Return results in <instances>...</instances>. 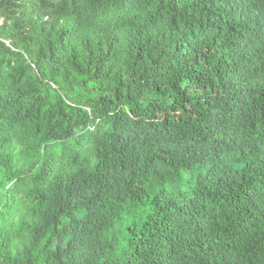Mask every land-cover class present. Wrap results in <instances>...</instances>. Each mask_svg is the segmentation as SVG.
I'll use <instances>...</instances> for the list:
<instances>
[{"label": "trees", "instance_id": "trees-1", "mask_svg": "<svg viewBox=\"0 0 264 264\" xmlns=\"http://www.w3.org/2000/svg\"><path fill=\"white\" fill-rule=\"evenodd\" d=\"M0 264H264V0H0Z\"/></svg>", "mask_w": 264, "mask_h": 264}]
</instances>
